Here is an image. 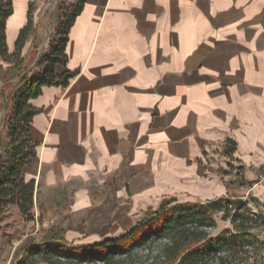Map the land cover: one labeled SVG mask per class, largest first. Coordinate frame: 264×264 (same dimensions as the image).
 Segmentation results:
<instances>
[{
    "label": "crops",
    "instance_id": "obj_1",
    "mask_svg": "<svg viewBox=\"0 0 264 264\" xmlns=\"http://www.w3.org/2000/svg\"><path fill=\"white\" fill-rule=\"evenodd\" d=\"M22 1L9 54L30 3L45 2ZM48 17L58 24V8ZM66 52L56 73L76 76L30 101L38 147L23 175L41 222L28 248L93 245L167 203L220 198L221 147L234 141L244 160L264 141V0H85Z\"/></svg>",
    "mask_w": 264,
    "mask_h": 264
},
{
    "label": "trees",
    "instance_id": "obj_2",
    "mask_svg": "<svg viewBox=\"0 0 264 264\" xmlns=\"http://www.w3.org/2000/svg\"><path fill=\"white\" fill-rule=\"evenodd\" d=\"M64 12L58 2L60 19L49 50L38 61L39 70L25 71L22 56L34 31L35 3H30L27 25L20 31L16 51L9 54L6 26L14 13L13 0H0V57L12 63L7 72L19 79L9 95L3 129L0 132V217L7 205H18L26 214L34 205L35 181L26 182L23 169L37 156L38 143L31 131L39 113L30 101L42 95L44 86L69 85L76 72L56 73V65H66L69 33L85 0ZM228 155L237 144L229 140ZM230 220L232 227L216 235L217 216ZM264 212L256 215L241 200L220 197L204 203H167L149 219L140 222L120 237L88 246L68 247L54 242L27 248L17 264H264Z\"/></svg>",
    "mask_w": 264,
    "mask_h": 264
},
{
    "label": "rangeland",
    "instance_id": "obj_3",
    "mask_svg": "<svg viewBox=\"0 0 264 264\" xmlns=\"http://www.w3.org/2000/svg\"><path fill=\"white\" fill-rule=\"evenodd\" d=\"M59 1L61 0H57L54 6H50L52 0H45L43 4L36 3V8L39 5L41 6V16L34 29L36 34L33 41V51L24 56L27 59L24 73L35 72L40 69L38 63L35 64V62H37L40 48L45 42L46 29L49 28L50 37L44 45L42 55L49 50L53 38L56 37L57 24H51L48 15L53 8L57 7ZM62 1L65 2L64 12H69L68 10L72 9L77 2L76 0ZM15 3L18 9L22 11L23 1L16 0ZM11 64L5 60L0 61V121L4 106H9V95L15 91V85L6 82L19 80H11L10 77H7L6 70ZM2 129H0V132ZM229 142L227 141L218 151L222 165L220 197L241 200L252 212L259 215L264 212V141L260 143L257 149L242 152L244 160L238 158L237 149L235 153L228 155L231 148ZM216 218L217 227L210 231L212 235L232 227L230 220H223L222 214H219ZM40 222V206L37 207L35 198L33 207L26 214L22 213L18 205L9 204L6 206L3 215L0 217V264L18 263L24 251L32 244L33 232L35 228L37 230ZM40 233L45 235L42 230ZM260 239L264 241V231L260 233ZM40 264L46 263L41 262Z\"/></svg>",
    "mask_w": 264,
    "mask_h": 264
},
{
    "label": "water",
    "instance_id": "obj_4",
    "mask_svg": "<svg viewBox=\"0 0 264 264\" xmlns=\"http://www.w3.org/2000/svg\"><path fill=\"white\" fill-rule=\"evenodd\" d=\"M56 2H57V0H52V3H51L50 6H54V5L56 4ZM49 37H50V30H49V28H47V29H46V39H45L44 44H43V45L41 46V48H40L39 58H38V60H37L36 63H38L39 59L41 58V55H42L43 50H44V45H45L46 41L49 39ZM17 82H19V80H16V81H15V83H17ZM5 114H6V106H4V111H3V114H2V117H1V121H0V129L3 128V124H4V116H5Z\"/></svg>",
    "mask_w": 264,
    "mask_h": 264
}]
</instances>
